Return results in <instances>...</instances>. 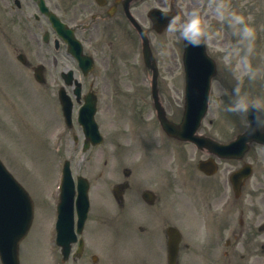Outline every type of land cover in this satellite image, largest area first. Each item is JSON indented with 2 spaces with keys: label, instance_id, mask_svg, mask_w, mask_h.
Instances as JSON below:
<instances>
[{
  "label": "rangeland",
  "instance_id": "rangeland-1",
  "mask_svg": "<svg viewBox=\"0 0 264 264\" xmlns=\"http://www.w3.org/2000/svg\"><path fill=\"white\" fill-rule=\"evenodd\" d=\"M248 6V12L249 14L244 13L241 14L244 18H249L250 25L253 26L254 28H263L264 29V21L262 23L256 22V18H261L264 17L263 12H264V0H247L246 5ZM252 8V10H250ZM240 28V26H239ZM241 36H239L238 39L243 40L244 42H247L248 37L243 36L242 31H240ZM263 34L260 31L259 37L257 38L255 33L253 36V39H257L259 41V45L255 46V50H252V53L249 54V52H244L241 48L239 50V45L237 38L232 37L228 43V45H210L209 49L210 52L214 54L216 52V55L218 56L220 60V72L216 79L213 81V86H212V92H211V102H210V110L209 114L206 118V121L204 123V126H208V122L213 120L216 125V132L215 134L218 137H221L222 140L229 139L230 137H233L235 134H237L240 131H243V128L246 126V117H245V112H232V111H227L226 108L228 105L232 103L233 99V87L231 85L227 84V79L228 77H233L232 73V68L235 67L237 72L235 71V74L237 76V73H241L239 75V79L247 82L245 75L250 74L252 72L249 71L248 64H252V59L255 58L256 65L255 67V75L259 77V81L261 82V90L258 93H250L249 95L254 96V97H260L264 98V44L261 45V41L263 38ZM164 41V39H161ZM174 42V43H173ZM179 38L176 33H173L169 41L165 42H158L157 45L158 47L164 51V62L167 67L172 66L173 68L176 67L175 64V59L177 60V68L175 70V73L172 78H168L167 81L171 87L172 91V97L182 98V88H183V75H182V68L180 66L179 58H180V46H178ZM231 49L235 50V56L237 55L238 52H240L243 56V58L238 57L237 59L233 60L234 55L230 54L228 55L229 51ZM249 54V55H248ZM119 61H125V56L124 58L122 57H117ZM131 61V58L126 61L128 62ZM244 66V69L242 68ZM247 67V68H246ZM126 70V69H125ZM170 70H167L166 73H169ZM144 75V74H143ZM243 76V77H242ZM124 84L126 87L131 86L136 87L139 85H143L142 80H140L139 84H135L134 81L130 78V76L126 77L124 80ZM257 84L254 83L251 85L250 90L255 91L257 89ZM178 89V93H177ZM220 92V95H219ZM30 101V96L26 95L24 104L27 105ZM33 105V104H32ZM142 106L139 105V108ZM179 107L182 109L181 102L179 101ZM108 107L105 108L103 112V118L101 119V122L103 123V128L104 130L109 134L110 136V142L108 144V150L103 151V154L101 153L102 149L99 151L93 152L90 155L85 156L83 164L86 162L88 165L89 169L86 172V175L89 176L93 183V188L91 191V202H92V210L91 214L89 217V225H90V230H89V237L91 242L97 244V247L95 250L90 249V253L92 254H97L96 251L98 252L100 256V261L99 264H104L106 256L110 253L108 251L110 250L109 242L111 239L109 238V224L107 221V217H105V210H107L109 216L113 217L115 216L117 220H119L118 216V209L116 204L113 202V200H108L105 197V191L108 193L114 184L117 182H120L122 180V171L123 168L129 167L132 168L131 159L124 158L121 156H118L119 153V148L113 143V141L118 140V134H116L119 131H125L123 130V123L121 121L125 122L126 130L130 131L132 129L133 136L127 140L125 138L126 145L129 146L132 150V147L135 149V143L136 139L135 136L137 135V131H140V133H144V137H148L149 140L154 141L153 145L154 147L156 146L155 144V133H154V127L152 130L148 133L147 131L142 127L143 123L141 120H143L146 115H142L141 112L145 111H139V110H120V111H115V112H110L108 111ZM180 109V110H181ZM180 110L176 111L173 107L170 108V111L168 110V114L171 115L175 120L179 118L178 112ZM45 113H48L47 109H44ZM12 108L7 106V103L3 100L2 95L0 94V156L1 158L3 157L4 161L6 164L11 168V170H15V165L13 164L14 162L17 161L15 156H12L14 153H19L20 156L18 157V161L20 163V166L27 172H29L31 175L36 176L38 173L40 179H41V187L40 191L37 192V197H35V203H36V212H35V223L34 227L38 228L36 229L35 233H32L30 237L24 242L23 248H22V264H61V256L59 255L58 249L54 245V240H53V234H52V227H53V221H54V213H53V205L54 201L52 202V197L54 198L55 196V185L54 183V176H55V167H54V162H50L47 166V170L43 172V169L40 167V161L38 158L33 157L30 153V149H28L29 142H30V136H26L28 139V144L27 140L25 138V144L22 141H19L23 136L22 132L20 129L16 130V136H19V140H15V137L10 136V132L7 134V129L11 127L13 124L14 127H16V122L15 120H8L12 117ZM17 113V110H16ZM41 113V112H40ZM42 118V115L40 117H37L35 119L36 122ZM12 122V123H11ZM114 122V125H113ZM60 125L58 122V119L56 117H46L42 122H41V136L39 137V140H43V145H37L39 147L35 148L34 152H37V155H39L41 158L42 153H46L49 157L52 155L49 152V144H50V138L49 134L53 131L56 130V128ZM140 125V127H138ZM36 128L39 129V125L36 124ZM226 130L228 133H226ZM46 139V141L44 140ZM36 140V138H35ZM121 141V140H120ZM33 149L35 147L34 142H32ZM160 144V142L158 143ZM171 146H176L172 143ZM123 146V145H122ZM124 147V146H123ZM166 147H168L166 145ZM158 155L157 157V168H156V180L155 183L144 175L140 173V170L135 171L134 175V194H137L139 189V182L140 181H146L150 184H154L155 190L158 192V194L161 197V200L163 201V205H169V204H174L175 206H179L182 210L184 209L185 211H190L189 206L191 205V202L194 201V198L191 195V192L188 188V195L183 196L182 198L179 199L177 194H171L172 192L168 191L166 187V169L162 168L161 166V161L162 158L169 153L164 148V154L160 155V150L162 148H157ZM171 149V148H170ZM130 150V151H131ZM142 147L139 144L138 150L134 151V154L136 156L137 151H141ZM3 154V156H2ZM111 155V160H110V166L112 167L111 169V174L110 177L105 175L108 171V167H105V163L108 160V156ZM113 155V156H112ZM251 155V154H250ZM249 155V156H250ZM134 156V155H133ZM63 158L67 157L66 155L62 156ZM90 157V159H88ZM142 159V154L137 156L135 160ZM56 158V157H55ZM251 158L257 163L258 166V174L256 176V183L255 185H251L250 187L246 188L243 193L242 198H246L247 194L250 197L248 202L245 204L246 207L251 209V206L254 208V212L256 214H250L249 218V225L251 227L254 226V230H250V232H256V228L258 223L264 219V148L262 147H257L253 154L251 155ZM88 159V160H87ZM46 163L48 162L47 159H45ZM77 161L82 162L83 161V156L81 154H78L77 156ZM239 164L237 162H227L223 165V170L221 172V176H224L226 171L228 169H235L238 167ZM187 171L189 168L184 167ZM169 172V171H168ZM20 173V172H19ZM100 174H104L100 176ZM182 174L179 176L181 177ZM188 177V174L185 176V178ZM221 181V180H218ZM131 182H133V179H131ZM53 186V189H52ZM230 191V190H229ZM186 193V192H185ZM202 193V192H201ZM53 194V196H52ZM201 197V196H200ZM229 197V194H228ZM253 201V202H252ZM139 209L140 207L136 209V211H133L130 207V213H128V218L134 221V218H140L139 215ZM254 215V216H253ZM257 215L259 217H257ZM192 218L199 222V217L196 215L191 214ZM146 217H151V215L146 216ZM97 219H99L98 224L96 223ZM172 219L177 220L178 216L176 213L172 216ZM40 230L42 231L41 234V239L38 236ZM159 231V230H158ZM264 240V235L260 236L258 238L259 241V247H258V253L259 255L254 256L253 259H258V257L261 256L262 254V246H261V241ZM161 236H158V239H154V246L151 249L150 253H147V250L143 249H136V247H133V245H126L123 247H115L114 248V253L113 256H121V255H127L129 253L134 252L133 258L129 264H136L138 262V258L142 255H146V263L151 264L150 260H152L157 254H159V259L160 264H164V257L162 252L164 251V242L161 243ZM158 243V247H156V244ZM162 245V249L159 250V247ZM162 251V252H161ZM105 253V254H104ZM147 253V254H146ZM91 255L89 256V261L84 260V264H92L91 263ZM106 255V256H105ZM105 256V257H104ZM104 257V258H103ZM163 257V259H162ZM117 259V258H116ZM162 259V260H161ZM264 261V260H263Z\"/></svg>",
  "mask_w": 264,
  "mask_h": 264
},
{
  "label": "flooded vegetation",
  "instance_id": "flooded-vegetation-1",
  "mask_svg": "<svg viewBox=\"0 0 264 264\" xmlns=\"http://www.w3.org/2000/svg\"><path fill=\"white\" fill-rule=\"evenodd\" d=\"M113 1L115 0H107V6H100L96 0H45L50 8L58 12L62 20L67 23H69L73 18L84 15L87 12H94L98 15L100 24H103V22L107 20L106 24L101 26L107 27L108 20L110 19L111 21L116 22V27H121L125 21L123 6L117 5L116 8L112 10L110 8V4L111 2L113 3ZM155 1L156 7H162L165 0H150V2ZM14 3L15 8L18 11H13L14 13L11 18V22L0 28V36L8 41L7 45L10 49H12L14 54L18 56L24 54L22 51H25L27 57L36 56L38 58L45 59L49 56V54H51L48 50L50 46H57V48L60 49V43L57 42V40L51 41V34H48L46 30H44L41 34L37 33L38 29H44V24L51 27L49 19L42 13H40V19L42 21L35 20L34 22H29L20 26V21L24 20V17L28 18L27 14L29 12L38 10L36 2L34 0L27 2L25 8H23L21 0H14ZM182 4L186 6V11L189 14H191L194 9L199 10L201 14V21L207 27H212L215 24V19L211 18L215 15H217V17L220 16L222 12V8L218 7V5H221V0H182ZM176 8L177 7H172V9ZM15 30H22L24 33L21 35H25V37L23 38L20 34L15 33ZM12 36H15L16 40H12ZM40 38H46V46L43 49L39 48L37 50V47H41ZM20 39L24 41L23 45H20L17 42ZM54 60H56V58L52 56L51 61L54 62ZM209 208V215L215 216L214 211L211 207ZM140 233L147 234L148 231L141 229ZM200 239H202L204 243L203 249H207L211 253L215 252L217 245L211 239L210 235L202 236ZM227 243L231 244L230 241ZM225 253H228V251Z\"/></svg>",
  "mask_w": 264,
  "mask_h": 264
},
{
  "label": "clouds",
  "instance_id": "clouds-1",
  "mask_svg": "<svg viewBox=\"0 0 264 264\" xmlns=\"http://www.w3.org/2000/svg\"><path fill=\"white\" fill-rule=\"evenodd\" d=\"M218 7L223 8L224 6L218 5ZM228 14L233 17L234 23L240 26L243 35L253 39V30L245 23L244 17L235 11L228 12ZM200 16L199 10L194 9L181 28V35L189 44L199 45L200 43L206 42L213 35L208 32ZM248 69L251 71L250 66ZM253 105L264 107V98L251 96L247 92L242 91L238 85L235 89L232 103L227 106L226 110L232 112H247Z\"/></svg>",
  "mask_w": 264,
  "mask_h": 264
},
{
  "label": "water",
  "instance_id": "water-1",
  "mask_svg": "<svg viewBox=\"0 0 264 264\" xmlns=\"http://www.w3.org/2000/svg\"><path fill=\"white\" fill-rule=\"evenodd\" d=\"M202 113H203V112H202ZM202 113H201L200 117L202 116ZM200 117H199V118H200Z\"/></svg>",
  "mask_w": 264,
  "mask_h": 264
}]
</instances>
